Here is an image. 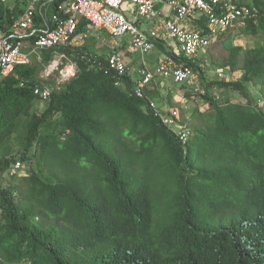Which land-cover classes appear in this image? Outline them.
Returning <instances> with one entry per match:
<instances>
[{"label": "trees", "instance_id": "trees-1", "mask_svg": "<svg viewBox=\"0 0 264 264\" xmlns=\"http://www.w3.org/2000/svg\"><path fill=\"white\" fill-rule=\"evenodd\" d=\"M253 11L239 28L258 37L264 1ZM21 13L20 1H0V32ZM49 23L35 13L36 28ZM86 26L79 19L76 34ZM111 51L67 44L0 74V264H264V42L229 48L239 78L189 88L207 106L181 123L185 143L148 108L159 82L136 95L129 69L107 68ZM55 52L77 69L37 111L33 86L46 84L40 67ZM17 160L28 170L14 181Z\"/></svg>", "mask_w": 264, "mask_h": 264}, {"label": "built area", "instance_id": "built-area-1", "mask_svg": "<svg viewBox=\"0 0 264 264\" xmlns=\"http://www.w3.org/2000/svg\"><path fill=\"white\" fill-rule=\"evenodd\" d=\"M39 1L20 0L21 15L8 34L0 32L1 75L10 73L16 64L28 63L31 54L39 56L43 49L57 48L85 37V33L76 34L79 19H84L92 28L105 31L112 42L124 38L122 43H126L124 49L127 52L146 54L155 47V42L165 47L166 53L155 66L137 68L134 92L142 97L146 85L167 78L204 94L205 88L197 85L199 72L188 60L208 48L215 38L235 30L247 19L255 18L254 2L264 0H56L49 25L36 28L34 15ZM143 21L148 24L147 29L141 28ZM31 35L34 37L30 40V48L23 51L22 38ZM122 43H116L115 47ZM60 55L66 57L63 53ZM106 66L119 75L125 73L127 66L123 53L112 50L106 56ZM76 69L75 62L67 61L59 68L57 84L74 76ZM217 75V79L224 78L222 72ZM120 83L119 79L115 81L116 85ZM53 89L47 84L33 86L34 94L42 100H46ZM262 103L264 99L257 100L258 106L262 107ZM148 108L163 125L175 132L181 142L188 140L190 129L177 127L180 119L177 108L159 107L154 100H149ZM25 168V163L17 160L9 174L15 175Z\"/></svg>", "mask_w": 264, "mask_h": 264}, {"label": "rangeland", "instance_id": "rangeland-1", "mask_svg": "<svg viewBox=\"0 0 264 264\" xmlns=\"http://www.w3.org/2000/svg\"><path fill=\"white\" fill-rule=\"evenodd\" d=\"M16 0H7L6 2L8 4L14 3ZM157 7V6H156ZM142 29H147L148 24L146 21H143L141 23ZM85 33V37L82 39L78 38L72 41V45H81L83 43H92L93 50L101 53V52H107L109 50H114L117 47V45L122 43V40L124 38H119L114 40L112 42V39L109 37V35L103 31V30H97L92 28L90 25L87 24L86 31L82 32ZM229 36L227 37H219L215 38L214 41L211 43V45L203 50H200L199 53L194 58L198 62V65L200 67V77L197 80V85H203L210 81L220 80L217 79L218 73L222 72L224 74V78L221 80H234L240 77V72L237 69H231L226 65V58L229 52V48L234 45H241L245 48L247 47H256L261 45L264 42V35H260L258 37H251L248 35H245L244 33L240 32V28L237 27L235 30H231L227 33ZM115 47V48H114ZM117 50V49H116ZM122 49H118L117 51H121ZM124 53L123 55L127 58L131 57V54L127 51L122 50ZM159 51L158 48H153L150 52L146 54H140L138 52L133 53V58L135 61L144 62L146 64H152L156 61L158 58ZM30 60L39 61L40 55L37 56L35 54H31L29 56ZM70 59L64 56H61L59 52L53 53L52 59L49 63L44 64L40 67L39 71V77L45 81L47 85L50 87H57L58 83V71L59 66L64 65L67 61ZM144 65V64H142ZM129 66V68L132 67H138L136 63H132ZM58 68V69H57ZM133 73V71L131 70ZM159 82V91H160V98H156L155 103L159 107L164 108H177L180 112V119L178 121V126H181V123L183 120L191 114V112L195 108L204 109L207 105L203 102V100L198 96L194 95L189 90L191 86H188L187 84L181 85V83H174L171 79H160ZM250 89L253 93L256 95V90L254 87L250 86ZM189 92V96H185L184 92ZM212 92H214L217 95H225L227 97L241 99V96L234 92H220L217 89H214ZM256 97H258L256 95ZM46 106V102L43 100L38 101L35 104V110L41 111ZM262 108L264 109V103H262ZM26 168L16 174L14 177V181H17L20 177L24 176L27 173L28 170V163L25 162Z\"/></svg>", "mask_w": 264, "mask_h": 264}, {"label": "crops", "instance_id": "crops-1", "mask_svg": "<svg viewBox=\"0 0 264 264\" xmlns=\"http://www.w3.org/2000/svg\"><path fill=\"white\" fill-rule=\"evenodd\" d=\"M16 1H20V0H16ZM14 3H10L9 6H13ZM53 9L54 8L52 6V0H40L39 3H38V5H37V11H36V13L37 14H40L41 16H44V17H47L48 19H50V15L53 12ZM23 33L24 32H22V34ZM22 45H23L22 46L23 51H26L27 52L29 50V48H30V39H23L22 40ZM124 45H126V43L123 42L121 46H124ZM124 48L125 47H122V50L126 51ZM157 48H158V51H159V55H158V58L156 59V61L153 62L152 64H146L144 62L135 61V59L132 57L133 56V53H130L129 52L131 54V57L130 58H127V57L124 56L125 62H126V66L127 65H130L131 64V61H132V63H136L138 65V67H140L142 64H144V65H146L148 67L155 66L156 63L158 61H160L161 58L164 55V51H162V48L161 47H157ZM164 49H165V47H164ZM122 50L120 51L121 53H123ZM138 67L129 68V66H127V69H129L130 71L132 70L133 71V74H134V77H137V68Z\"/></svg>", "mask_w": 264, "mask_h": 264}]
</instances>
